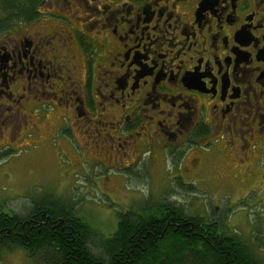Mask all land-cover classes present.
Here are the masks:
<instances>
[{"label":"flooded vegetation","instance_id":"af4514ba","mask_svg":"<svg viewBox=\"0 0 264 264\" xmlns=\"http://www.w3.org/2000/svg\"><path fill=\"white\" fill-rule=\"evenodd\" d=\"M15 128L67 129L79 161L117 174L163 156L264 190V0H0V131Z\"/></svg>","mask_w":264,"mask_h":264},{"label":"rangeland","instance_id":"374dc122","mask_svg":"<svg viewBox=\"0 0 264 264\" xmlns=\"http://www.w3.org/2000/svg\"><path fill=\"white\" fill-rule=\"evenodd\" d=\"M65 130L29 133L15 128L4 135L0 131V210L25 215L44 200L56 201L70 205L102 237H109L118 228L121 212L147 213L150 205L155 210L168 200L191 215L222 219L226 229L238 234L264 262V190L256 189L257 184L255 191L241 192L231 184L186 174V162L180 166V161L163 156L147 155L136 172L117 174L79 161L84 149ZM257 167L258 175L264 176V153ZM39 260H29L18 248L5 251L0 264H45Z\"/></svg>","mask_w":264,"mask_h":264},{"label":"trees","instance_id":"16d2710c","mask_svg":"<svg viewBox=\"0 0 264 264\" xmlns=\"http://www.w3.org/2000/svg\"><path fill=\"white\" fill-rule=\"evenodd\" d=\"M66 205L44 200L25 215L0 210V262L22 248L45 264H264L222 219L191 215L172 201L150 205L146 216L121 212L109 237Z\"/></svg>","mask_w":264,"mask_h":264}]
</instances>
